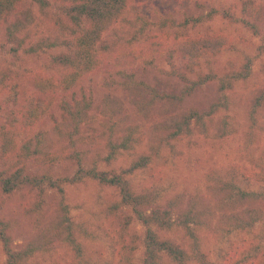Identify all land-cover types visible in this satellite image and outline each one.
I'll return each mask as SVG.
<instances>
[{"label":"rangeland","instance_id":"374dc122","mask_svg":"<svg viewBox=\"0 0 264 264\" xmlns=\"http://www.w3.org/2000/svg\"><path fill=\"white\" fill-rule=\"evenodd\" d=\"M46 1L49 6L40 8L38 0H23L18 18L25 22L26 41L19 56L10 54L12 44L0 26V75L14 76L10 84L24 95L34 94L42 81L58 82L70 66L76 67L64 61L72 59L67 41L72 32L61 26L69 9ZM246 1L264 8V0H126L122 19L96 29L102 34L96 45L101 64L96 74L79 77L75 97L90 91L93 100L79 132L58 136L59 108L55 122L47 120L11 144L0 139V176L19 167L28 173L47 170L60 179H71L78 168L120 175L143 198L146 213L171 203L172 227L158 234L185 248L189 264H199L200 253L210 264H264V184L240 177L245 169L258 172L264 166V106L252 107L264 87V14L257 30L244 26L241 6ZM224 12L234 20L224 18ZM188 17L200 22L187 30L159 26L162 18L180 23ZM203 35L220 36L227 47L183 80L175 50L185 38ZM31 43L36 52L24 53ZM245 70L244 79H232ZM229 80L231 89H223L222 82ZM144 85L163 90L165 97L149 101ZM187 87L189 95L180 99ZM57 101L60 107L72 98L60 92ZM191 111L197 117L183 125ZM251 125L254 133L248 137ZM126 134L128 149L119 146ZM114 145L115 157L107 161ZM140 158H148V166L125 173ZM242 193L256 196L248 201L240 198ZM0 220L7 225L11 247L31 251L29 264H143L145 228L121 205L118 189L98 181L64 182L62 193L47 186L21 185L10 194L0 190ZM63 220L70 223L75 244L38 252ZM249 223L254 224L244 229ZM0 264H6L1 242ZM160 264L175 263L162 255Z\"/></svg>","mask_w":264,"mask_h":264},{"label":"trees","instance_id":"16d2710c","mask_svg":"<svg viewBox=\"0 0 264 264\" xmlns=\"http://www.w3.org/2000/svg\"><path fill=\"white\" fill-rule=\"evenodd\" d=\"M38 1L40 3V8L49 6L46 0ZM55 1L59 2L62 7L69 9L67 12V14H69L68 21L62 19L61 26L66 32H72L67 36L68 38L62 36V39L66 40L67 38V41L72 46L71 50H69L72 51V53L70 52L72 59L68 60L66 57L64 61L76 64V67L70 66V69L68 68L66 70V74L61 76L58 82L42 81V83H39L34 94L29 93L26 95H24L23 91L18 90L17 85L10 84L14 76L1 73L0 94L3 99L0 101V112L3 113V118L0 119L2 121L0 124V139L4 142L6 141L5 143L11 144L13 142L12 138L21 135H29V132L33 129L41 128L42 124L47 120L55 122V109L59 111V108L62 110L61 112L59 111L62 119L60 123L55 122L54 129L58 136H64L66 134L69 136L71 132H74V134L79 132V125L84 123L88 118L93 100L90 91H88V93L81 92L80 98H76L75 95L79 87L80 74L84 72V74L94 75L97 73L94 71L100 68L99 65L101 62L97 58L96 45L98 40L101 39L102 34L101 31L97 30L105 23L112 22L118 18L122 19L123 10L128 6L126 0ZM22 3L23 0H0V26L5 27L4 36L6 42L12 44L9 52L14 57L19 56L20 48L26 41V34L21 32L25 26V22L18 18ZM241 7V13L246 18V20L244 19L241 21L242 24L251 28L253 31L257 30L256 24L260 22L263 17L264 8L250 1L242 3ZM222 16L227 20H234L229 12H224ZM26 21H30L28 15H26ZM199 22V18L192 17H188L180 23L174 19L162 18L159 20V26L187 30L189 25L195 27ZM70 23L73 27L69 26ZM33 44L34 43L28 44L24 48V53L29 54L36 52L37 47ZM226 45V42L220 36L203 35L185 38L179 42L178 50H175V53H178L179 64L181 65L179 69L182 72L178 74V76L185 80L188 73H192L196 68H201L200 66L207 58L220 55L227 47ZM169 57L172 60L175 58L172 54ZM171 68H174L172 63ZM246 76L247 70L243 73L236 74L232 79H244ZM230 81L231 80L226 83L225 81L222 82V87L224 86L223 89H231ZM143 91L144 95L151 102L161 100L165 97L163 90L156 91V89L150 85H144ZM189 91V87L185 88L181 93L180 99L183 98V94L188 96ZM60 92L64 93V95H71L72 103H63L59 107L57 100ZM3 105H7V108H4ZM262 106H264V87L257 93L252 105L253 109L254 107L257 109ZM250 113L254 114V110ZM191 116L197 117L196 111H191L188 116L184 117L182 124L187 125ZM226 126L227 123L222 121V130H224ZM253 130L254 127L251 125L248 132H246L248 137L254 133ZM127 137L128 134H126L125 139L119 144V146H122L124 149L131 147V142H129V139H126ZM35 141L37 143L40 139L36 138ZM25 145L27 144L25 143ZM25 145L24 149L27 150L28 147ZM116 148L115 145L110 147L106 159L107 161L115 157ZM35 149L38 150V144ZM36 160L38 162L44 161L42 157H38ZM148 164V158H140L138 161L133 162L125 173H133L138 169L147 167ZM240 177L248 184H264V166H261L258 172L245 169L241 172ZM84 179L98 181L100 184L118 189L121 205L129 207L135 219L145 228L143 238V264H160L162 255L170 258L175 264L190 263L191 258L185 248L175 244L170 239L160 238L158 234L162 231H168L172 227L171 203L168 204L167 208L155 205L149 210V213H146L143 198L135 194L130 188L129 182L120 175L97 171L96 168L93 167L90 169L78 168L71 179H60L53 178L47 170L39 173H28L25 167H19L14 170H8L0 176V190L3 194H10L21 185L29 186L30 188H38L39 190L47 186L55 188L62 193V184L64 182H81ZM252 195L256 196L254 193H242L240 198H247L248 201H250ZM236 216L239 217V215H235V217ZM253 224L254 223H249L243 228L245 229L249 226H253ZM6 228L7 225L0 220V242L2 243L6 255V264H29L31 251L26 249L15 251L11 247V237L5 232ZM72 235L73 232L70 228V223L64 221V223H60L53 228L50 238L41 242L38 252H42V250L50 252L65 244L74 245L75 242L72 239ZM75 248L78 252V246ZM196 257L199 264H210L203 254L200 253ZM227 264L257 263L256 261L246 262L245 260H239L238 262L231 261Z\"/></svg>","mask_w":264,"mask_h":264}]
</instances>
